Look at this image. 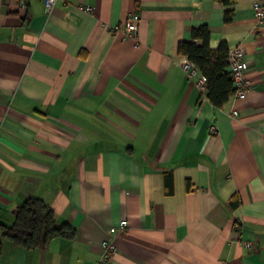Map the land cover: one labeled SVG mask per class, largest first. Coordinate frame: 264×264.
Segmentation results:
<instances>
[{"label": "crops", "instance_id": "1", "mask_svg": "<svg viewBox=\"0 0 264 264\" xmlns=\"http://www.w3.org/2000/svg\"><path fill=\"white\" fill-rule=\"evenodd\" d=\"M255 1L58 0L46 14L42 0H0V225L35 197L76 231L24 250L0 230V264H96L121 220L107 264H264ZM134 11V38L113 30ZM203 23L211 48L242 45L249 66L246 98L220 108L176 52Z\"/></svg>", "mask_w": 264, "mask_h": 264}, {"label": "trees", "instance_id": "2", "mask_svg": "<svg viewBox=\"0 0 264 264\" xmlns=\"http://www.w3.org/2000/svg\"><path fill=\"white\" fill-rule=\"evenodd\" d=\"M223 5H232L236 0H216ZM233 11L226 10L223 21H232ZM191 41H179L176 52L185 55L205 78L207 99L217 108L228 100L234 93L233 81L226 69L228 47L220 42L216 48L210 47V32L206 24H200L190 31ZM199 41V43L197 42ZM190 188L189 183L186 184ZM229 206L239 205V199L232 197ZM13 222L10 226H1V237L24 250L45 246L51 239L62 237L72 239L75 228L69 224H59L54 211L42 200L29 197L14 211Z\"/></svg>", "mask_w": 264, "mask_h": 264}, {"label": "built area", "instance_id": "3", "mask_svg": "<svg viewBox=\"0 0 264 264\" xmlns=\"http://www.w3.org/2000/svg\"><path fill=\"white\" fill-rule=\"evenodd\" d=\"M3 2L9 0H1ZM46 14H49L58 0H42ZM252 8L258 24H264V4L260 1H255ZM88 10H91L88 8ZM139 22V14L134 11L128 18L120 25L113 28L114 31H124L130 38H134L137 31V24ZM226 71L233 81L234 93L233 96L237 99H244L247 96L250 84L246 78V73L249 69L245 49L242 45L228 48L226 58ZM181 69L185 78L194 84L198 89L204 90L206 87L205 78L200 74L197 67L187 58L180 63ZM232 117L237 116V111L231 112ZM210 132H216V126L210 125ZM126 221L121 220L118 223L110 225L106 230V238L100 246V258L96 264H107L111 255L115 251V238L126 228ZM245 246L248 249L252 248V244L247 242Z\"/></svg>", "mask_w": 264, "mask_h": 264}]
</instances>
